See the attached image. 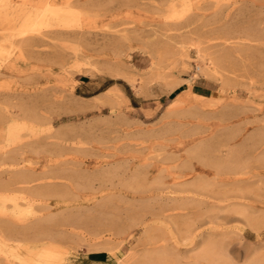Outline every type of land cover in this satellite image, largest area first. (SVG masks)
Wrapping results in <instances>:
<instances>
[{
    "label": "rangeland",
    "instance_id": "1",
    "mask_svg": "<svg viewBox=\"0 0 264 264\" xmlns=\"http://www.w3.org/2000/svg\"><path fill=\"white\" fill-rule=\"evenodd\" d=\"M172 2L173 7L167 9L168 3ZM40 13L43 14L39 17ZM214 45L215 48H212ZM188 90L210 98L209 101L204 100L208 101L204 109H189L193 95ZM182 92L181 98L177 99ZM27 106L32 107L30 111ZM21 108L34 113L36 118L38 115V119L32 118V122L29 117L11 121L5 119L7 113H18ZM0 118V122L5 119L0 125L3 127L0 144L2 141L4 143L0 148L5 147L8 151L35 138L40 140L30 143L34 145L27 147L28 150H23L26 162L33 166L40 164L34 173L41 180L4 189L2 185L9 184L10 180L7 176L0 180V211L4 209L19 216L21 231L27 232L21 235V239L26 242L17 240L20 243H15L33 248L25 253L29 264H90V256L96 252L104 256L101 264H192V258L201 250L202 243L196 238L191 247L189 230L199 220H208L212 216L217 219L210 223L205 221L199 230L208 224L204 230L209 229L206 232L211 234L212 240L219 243L225 240L221 242L225 258H219L218 264H264V226H260L264 223V182L261 184L258 182L259 176H254V173L264 175V0H0ZM43 136L48 138L44 140ZM61 138L65 139L64 142L60 141ZM51 142L56 145H51ZM71 146L78 147V150L73 148V153ZM85 148L93 150L87 151ZM95 155L98 157L95 158ZM63 161L65 167H62ZM224 161L234 163L236 169L234 164L232 166ZM211 162L216 163L215 166ZM110 163L114 165V171L110 170ZM248 163L250 167L246 165L245 170L241 164L245 166ZM47 164L50 165L47 167ZM217 164H221L220 167ZM221 167L224 172L220 170ZM250 168L252 171L249 172ZM82 169L88 174L80 171ZM230 170L233 172L228 174ZM66 171H70V174ZM102 172L107 173L106 176ZM235 172L238 177L234 175ZM34 173H29L31 176L27 173L28 178H35ZM47 173L53 178L72 174L75 178L70 181L71 185L78 189L67 188L66 191L64 185H52L53 189H49L51 185L46 186L42 182V178L49 176ZM38 174L43 177H38ZM204 176L210 183L203 179ZM249 176L253 178L252 181ZM242 177H249L251 182L248 181V185L240 182L235 185L232 181L233 185L229 183V187L228 183L218 181ZM78 179L83 181L79 182ZM198 179L203 180L200 182ZM102 180L104 184L101 186ZM253 180L258 186L251 187ZM203 181L207 184H201ZM73 183L78 184L75 186ZM79 183L88 184V187L84 186L85 191ZM160 183L162 186L158 187ZM199 184L204 187H199ZM208 184L215 190L207 189L210 188V185L205 186ZM43 185L47 193H43V190L36 193L35 190ZM217 185H221L220 188L225 185L226 188L222 189L227 192L223 193ZM31 186L34 193L29 190ZM96 186L98 190H95ZM177 186L185 192L182 193ZM196 186L204 189L195 190L198 189ZM156 187L162 188L160 192L156 191ZM236 188L240 193L247 190L248 196L236 193ZM217 190L221 191V196L222 193L228 194L221 198ZM212 192L213 196H210ZM82 193L94 197L78 210L76 203L80 200L77 194ZM214 194L224 200L216 197L217 204L213 199ZM28 197L30 201L25 204L24 200ZM181 198L188 200V203ZM189 199L196 200V205L200 201L207 205L199 204L200 208L193 201V204L190 203ZM56 202L62 204L60 208L46 207ZM94 205L97 207L94 208ZM240 206L244 208L243 211ZM210 208L215 209L207 212ZM205 211L210 214L204 215ZM247 211L252 213L251 217ZM211 212L214 213L211 215ZM238 212L239 216H243L237 217ZM198 213L199 216L196 215ZM224 213L230 215L227 220L223 219L225 223L220 219L227 218ZM46 214L49 216L46 217ZM200 214L206 217L203 219ZM80 215L82 220L79 219ZM50 216L55 218L52 217L53 220L49 222ZM75 217H79L82 225ZM37 218H41V221L36 224ZM258 218H261L260 221ZM133 219L137 222L135 225ZM44 221L47 223L44 224ZM214 222L220 226H215ZM257 223H260V228ZM39 225L42 227L39 228ZM56 225L62 226V230ZM70 227L75 230L74 234L67 233ZM30 237L31 240L28 239ZM2 243L0 240V264H5L8 254L4 258ZM173 247L182 251L175 255L177 252L172 250ZM178 255L182 258L180 263H177ZM198 263L205 264L203 261L195 264Z\"/></svg>",
    "mask_w": 264,
    "mask_h": 264
},
{
    "label": "bare ground",
    "instance_id": "2",
    "mask_svg": "<svg viewBox=\"0 0 264 264\" xmlns=\"http://www.w3.org/2000/svg\"><path fill=\"white\" fill-rule=\"evenodd\" d=\"M179 1H182V0H179ZM52 2V1H51ZM74 4V3H73ZM77 4V3H76ZM173 2L172 3H168V5H167V9L169 8H171V7H173ZM47 5H49V4H47ZM77 5H79V4H77ZM71 6V5H70ZM76 6V5H75ZM71 8V7H70ZM70 8H68V9H70ZM67 9V8H66ZM35 10H37V9H34V11ZM72 10V9H71ZM240 13H242V12H240ZM37 14V13H36ZM41 15H39V17L40 16H42V14L43 13H40ZM26 15V14H25ZM28 15L30 16V14L28 13ZM242 15H244V14H242ZM28 16V17H29ZM59 16V15H58ZM24 18V17H23ZM26 18H27V15H26ZM36 18H37V16H36ZM24 20V19H23ZM38 20V19H37ZM65 20V19H64ZM26 21H28V20H26ZM25 21V22H26ZM60 21V20H59ZM30 22V21H29ZM67 22V21H66ZM36 23V22H35ZM31 25V24H30ZM34 26V25H33ZM175 26V25H174ZM28 27H29V25H28ZM31 28H32V26H31ZM229 29V28H228ZM231 29V28H230ZM236 30V29H235ZM228 31V30H227ZM229 32V31H228ZM227 32V33H228ZM232 32V31H231ZM217 33V32H216ZM214 36V35H213ZM215 37V36H214ZM212 38V37H211ZM217 39V38H216ZM22 40H25V39H22ZM32 41V40H31ZM33 42V41H32ZM38 42V41H37ZM35 43V42H34ZM235 43V42H234ZM211 46H213V45H211ZM215 46L216 45H214V47H212V48H215ZM217 46L219 47V49L221 48L218 44H217ZM222 46V45H221ZM255 47V46H254ZM209 48H211V47H209ZM208 48V49H209ZM211 48V49H212ZM226 49V48H225ZM222 50V49H221ZM211 51V50H210ZM214 51V49H212V52ZM223 51V50H222ZM222 51H221V53H222ZM225 52H226V50H225ZM223 53H224V51H223ZM214 54V53H213ZM216 54V53H215ZM224 57V56H223ZM226 57V56H225ZM228 58V57H227ZM208 59H210V58H208ZM215 59V58H214ZM213 59V60H214ZM211 60V59H210ZM210 62V61H209ZM214 62H215V60H214ZM211 63H212V61H211ZM211 63H209V64H211ZM28 92V91H27ZM188 92H190L192 95H193V98H192V101L189 103V109L190 108H194V110L196 111V110H199L200 108H203V107H205L207 104H205V102L207 103L209 100H210V98L209 97H204V96H202V95H199V94H196V93H194V92H192L191 90H188ZM183 95V92L182 93H180V94H178L177 95V99H180L181 98V96ZM15 99V98H14ZM194 99H196V100H194ZM39 100V99H38ZM204 100H208V101H204ZM33 102H35V101H33ZM37 102V101H36ZM42 102V101H41ZM33 104V103H32ZM41 104V103H40ZM228 105V104H227ZM231 105V104H230ZM32 106V105H31ZM191 106V107H190ZM225 106V105H224ZM223 106V107H224ZM13 107V106H12ZM15 107V106H14ZM28 108H29V111H30V109L32 108V107H30V106H27ZM26 107V108H27ZM40 106H38L37 108H39ZM210 107V106H209ZM208 107V108H209ZM232 107H233V105H232ZM247 107V106H246ZM41 108H43V107H41ZM213 108V107H212ZM233 108H235V107H233ZM237 108V107H236ZM34 109V108H33ZM32 109V110H33ZM204 109V108H203ZM211 109V108H210ZM241 109V108H240ZM24 110H25V108H24ZM27 110V109H26ZM206 110H208V109H206ZM34 111V110H33ZM199 112V111H198ZM5 113V112H4ZM3 113V114H4ZM29 113V114H28ZM40 113V112H39ZM43 113V112H42ZM200 113V112H199ZM202 113V112H201ZM214 113V112H213ZM234 113V112H233ZM33 114L34 113H32V112H26V111H23L22 110V108H21V110L19 109V112L17 113H13V112H11L10 114H8L7 113V115H6V118L5 119H7V120H15L16 118H19V117H21L22 119H23V117H26V119H27V117H29V118H31V122L33 121L32 120V118H36V117H34L33 116ZM206 114V113H205ZM209 114H211V113H209ZM208 114V115H209ZM232 114V113H231ZM231 114H229V115H231ZM235 114H236V112H235ZM234 114V115H235ZM238 114V113H237ZM5 115V114H4ZM4 115H2L3 117H5ZM40 115V114H39ZM204 115V114H203ZM212 115V114H211ZM241 115H242V113H241ZM41 116H43V115H41ZM46 116V115H45ZM205 116H207V114L205 115ZM210 116V115H209ZM233 116V115H232ZM231 116V117H232ZM3 117H1V118H3ZM228 118L230 117V116H227ZM237 117V116H236ZM0 118V119H1ZM20 118V119H21ZM48 118H49V116H48ZM233 118V117H232ZM234 118H235V116H234ZM5 119H2L3 121L2 122H0L1 124L0 125H2V123L3 122H5ZM26 119L24 120V121H26ZM38 119V115H37V118H36V120ZM41 119V118H40ZM39 119V122L41 121L42 122V120H40ZM42 119H45V118H42ZM229 119H231V118H229ZM17 120V119H16ZM232 120V119H231ZM29 121V120H28ZM35 121V120H34ZM50 121H52V120H50ZM9 122V121H8ZM7 122V123H8ZM44 122H46V121H44ZM49 122V120L47 121V123ZM25 123V122H24ZM28 123V122H27ZM34 123H37L38 124V122H34ZM46 123V124H47ZM14 124H16V123H14ZM13 124V125H14ZM36 124V125H37ZM8 125H11V124H8ZM12 125V126H13ZM6 126V125H5ZM15 126V125H14ZM13 126V127H14ZM39 126V125H38ZM11 126H9V128H8V126H7V128L8 129H11V130H13L12 128H10ZM24 127H26V126H24ZM38 128V127H37ZM25 129H27V128H25ZM33 129H35V128H33ZM2 130H3V127L2 126H0V132H2ZM15 130V129H14ZM28 130H31V129H28ZM37 130V129H36ZM60 130V129H59ZM69 130V129H68ZM8 131V130H7ZM6 131V132H7ZM63 131V130H62ZM76 131V130H75ZM78 131V133H79V130H77ZM85 131V130H84ZM4 132V131H3ZM17 132V131H16ZM16 132H14V134L16 133ZM32 132V131H31ZM34 132V131H33ZM38 132V131H37ZM56 132V131H55ZM61 132V131H60ZM64 132H67V131H64ZM71 132H74L73 130L71 131ZM11 134H13L12 132H10ZM27 133H28V131H27ZM49 133V132H48ZM47 133V134H48ZM63 133V132H62ZM68 133H69V131H68ZM67 133V134H68ZM75 133V132H74ZM10 134V135H11ZM20 134V133H19ZM26 134V133H25ZM51 134V133H50ZM50 134L48 135L49 136V139H51L50 138ZM53 134H54V132H53ZM60 134V133H59ZM81 134V133H80ZM17 135H18V133H17ZM64 135H66V134H64ZM63 135V136H64ZM68 135H71L70 137H72V134H68ZM82 135H84V134H82ZM5 136V135H4ZM7 136H9V135H7ZM25 137H26V135H24ZM23 136V137H24ZM48 136H45V137H47L48 138ZM54 136H56V135H54ZM58 136V135H57ZM73 136H75V134L73 135ZM12 137V136H11ZM11 137H9V138H11ZM19 137V136H18ZM44 137V136H43ZM44 137V140L45 139H47V138H45ZM66 137H68V136H66ZM86 137V136H85ZM84 137V138H85ZM90 137V136H89ZM88 137V138H89ZM20 138H21V136H20ZM31 138H32V136H31ZM33 138H34V136H33ZM32 138V139H33ZM55 138V137H54ZM53 138V139H54ZM57 138V137H56ZM55 138V139H56ZM59 138H60V136H59ZM65 138V137H64ZM69 138V137H68ZM74 138V137H73ZM83 138V137H82ZM92 138V137H91ZM8 139V138H7ZM29 138H27V140H28ZM38 139V138H37ZM36 138H35V140L33 141H30V143H34V142H36V141H40V140H37ZM76 139V138H75ZM78 139V138H77ZM87 139V138H86ZM12 140V139H11ZM21 140V139H20ZM31 140V139H30ZM41 140H42V138H41ZM59 140V139H58ZM63 140V141H62ZM64 140L65 139H62L61 138V140L60 141H62V142H64ZM71 140H72V138H71ZM8 141H10V140H8ZM47 141V140H46ZM53 141V140H52ZM67 141V140H66ZM70 141V140H69ZM74 140H72V142H73ZM78 141V140H77ZM81 141V140H80ZM4 142H6V141H4ZM41 142H44V141H41ZM49 142V141H48ZM58 142V141H57ZM71 142V143H72ZM27 144H20V145H22V146H18L17 148H13V149H11V150H5V147H1L0 148V180H2V179H4L5 178V176H7L8 178H9V180H10V182H9V184H4V185H2L3 187V189H4V187H10L11 185H15V184H24V185H28V184H31L32 182H34V181H36V180H41V178H37L36 177V175H35V173L34 172H37L38 171V169H39V165L40 164H38V165H35V166H33V165H31L30 163H28V162H26V155H25V152H24V150L23 149H25L26 148V150H28L27 149V147H30L31 146V144L29 143V142H26ZM55 143V142H54ZM54 143H52L51 142V145L53 144V145H56V143L54 144ZM74 143V142H73ZM2 144H4L3 143V141H2V143L0 144V145H2ZM17 144H18V142H17ZM44 144V143H43ZM48 144V143H47ZM46 144V145H47ZM58 144V143H57ZM59 144H60V142H59ZM67 144V143H66ZM84 144V143H83ZM34 145V144H33ZM32 145V146H33ZM48 145H50V144H48ZM47 145V146H48ZM63 145H64V143H63ZM72 145V144H71ZM98 145V144H97ZM31 146V147H32ZM39 146V145H38ZM81 147H82V145H80ZM86 146V145H85ZM99 147H100V145H98ZM40 147H41V145H40ZM39 147V148H40ZM43 147H44V145H43ZM52 148H54V146H51ZM56 147V146H55ZM81 147H79V149L81 148ZM35 148V147H34ZM45 148V147H44ZM44 148H42V149H44ZM50 148V147H49ZM48 147L46 148V149H49ZM52 148H50V150L52 149ZM62 148V147H61ZM63 148H64V146H63ZM66 148V147H65ZM71 150H72V152L73 151H75V150H73V146H71ZM77 148V150H78V147H76ZM76 148H74V149H76ZM83 149H84V147H82ZM89 148V147H88ZM30 149V148H29ZM36 149V148H35ZM37 149H38V147H37ZM41 149V148H40ZM39 149V150H40ZM55 149V148H54ZM68 149V148H67ZM66 149V151H68ZM82 149V152L83 151H85V150H87L86 148H85V150H83ZM31 150V149H30ZM65 150V149H64ZM70 150V149H69ZM76 150V151H77ZM81 150V149H80ZM89 150H91V149H89ZM89 150H87V151H89ZM93 150V149H92ZM91 150V151H92ZM102 150V149H101ZM41 151V150H40ZM49 151V150H48ZM61 151V150H60ZM98 150H96V152H97ZM30 152V151H29ZM36 152H38V151H36ZM46 152H47V150H46ZM56 152H57V149H56ZM62 152V151H61ZM69 152V151H68ZM71 152V151H70ZM69 152V153H70ZM28 153V152H27ZM35 152L33 151V153L32 154H34ZM42 153H43V151H42ZM53 153V152H52ZM65 153V152H64ZM74 153V152H73ZM84 153V152H83ZM90 153V152H89ZM38 154V153H37ZM36 154V155H37ZM43 154H45V153H43ZM49 155H51L52 156V154L51 153H48ZM59 154H60V152H59ZM67 154V153H66ZM78 154V152H76V155ZM95 154V153H94ZM97 154V153H96ZM35 155V154H34ZM54 155V154H53ZM62 155H63V152H62ZM83 155H85V154H82V155H78V156H83ZM88 155H90V154H88ZM59 156H61V155H59ZM66 156V155H65ZM86 156V155H85ZM67 157V156H66ZM69 157H71L70 155H69ZM68 157V158H69ZM73 157V156H72ZM87 157V156H86ZM89 157V156H88ZM91 157H94V156H91ZM96 157H98V156H96L95 155V158ZM61 158V157H60ZM65 158V157H64ZM67 159V158H66ZM54 160V159H53ZM57 160H58V157H57ZM62 160H65V159H62ZM61 160V161H62ZM84 160V159H83ZM240 160V159H239ZM66 161V160H65ZM70 161V163H71V160H68V162ZM98 161V160H97ZM232 161H234L233 159H232ZM241 161H244L243 159L241 160ZM247 161V160H246ZM245 161V163H247ZM250 161V160H249ZM248 161V162H249ZM55 162V161H54ZM76 162H79V161H76ZM225 162V161H224ZM231 162V161H230ZM238 162H240V161H238ZM34 163H36V162H34ZM40 163V162H39ZM59 163H61V162H59ZM66 163V162H65ZM82 163V162H81ZM116 163V162H115ZM114 163V164H115ZM218 163V162H217ZM225 163H229V162H225ZM235 163H236V161H235ZM251 163V162H250ZM250 163H248V164H245V166H244V164H241V165H243L242 167H247L246 165H248L249 167H250ZM33 164V163H32ZM50 164H52V163H50ZM50 164H47V167L50 165ZM61 164H63V166L62 167H65L64 166V161H63V163H61ZM66 164H68V163H66ZM73 164H75V163H73ZM73 164H71L72 165V167L73 166H75V165H73ZM83 164V163H82ZM103 164V163H102ZM106 164V163H105ZM111 164V163H110ZM211 164H212V162H211ZM216 164V163H215ZM215 164H212V166L214 165L215 166ZM223 164V163H222ZM230 164V163H229ZM234 164V163H233ZM233 164H230V165H232L233 166ZM252 164H255L254 162H252ZM258 164H260L259 163V161H258ZM257 164V165H258ZM56 165V164H55ZM84 165V164H83ZM82 165V166H83ZM106 165H108V164H106ZM208 165H210V163L208 164ZM220 165L221 164H217L216 166L217 167H220ZM225 165V164H224ZM79 166H81V165H79ZM110 166V165H109ZM111 169L110 170H113L114 171V168H113V166L114 165H112L111 164ZM226 166V165H225ZM232 166H229V167H232ZM236 166H237V164H236ZM238 166H239V164H238ZM237 166V167H238ZM259 166V165H258ZM257 166V167H258ZM262 165H260V167H261ZM51 167V166H50ZM53 167V166H52ZM95 167V166H94ZM100 167H102V166H100ZM223 167V166H222ZM221 167V168H222ZM234 167H235V164H234ZM234 167H232V168H234ZM240 167V166H239ZM255 168H256V166H254ZM46 168V167H45ZM53 168H55V167H53ZM56 168H58L57 166H56ZM77 168V167H76ZM76 168H74V170L76 169ZM80 168V167H79ZM82 168V167H81ZM105 168H107V167H105ZM109 168V167H108ZM113 168V169H112ZM220 168V170L222 171L223 170V168L221 169ZM225 169H226V167H224ZM243 168V169H244ZM253 168V167H252ZM42 169H44V167L42 168ZM50 169H52V168H50ZM63 169V168H62ZM66 169H67V167H66ZM65 169V170H66ZM69 169V168H68ZM84 169H88L87 167H84ZM103 169V168H102ZM228 169V168H227ZM235 169H236V167H235ZM238 169V168H237ZM249 169V168H248ZM56 170V169H55ZM100 170V169H99ZM109 170V169H108ZM234 170V169H233ZM245 170H246V168H245ZM253 170H255V169H253ZM49 171V170H48ZM61 171H63V170H61ZM68 171V170H67ZM67 171H66V173H67ZM80 171H83V169L82 170H80ZM80 171H78V172H80ZM89 171V170H88ZM97 171V170H96ZM101 171V170H100ZM237 171V170H236ZM239 171H241L240 169H239ZM243 171V170H242ZM241 171V172H242ZM250 171H252L251 170V168H250V170H249V172ZM44 172H45V170H44ZM44 172H40L41 174H43V175H45V173ZM46 172H47V170H46ZM49 172H53L52 170L51 171H49ZM63 172H65V171H63ZM77 172V171H76ZM84 173H85V170L83 171ZM87 172V171H86ZM92 172V171H91ZM108 172V171H107ZM112 172V171H111ZM110 172V173H111ZM222 172H224V171H222ZM233 171H231L230 170V172L228 171L227 173L229 174H231ZM245 172V171H244ZM27 173L29 174H33L34 173V175H35V178H32L31 179V175L29 176V178H28V176H27ZM65 173V174H66ZM71 173H73L72 171H71ZM95 173L96 172H94V176H95ZM103 174H104V172H102ZM113 173V172H112ZM226 173V172H225ZM224 173V174H225ZM248 173V172H247ZM41 174H38V177H43V176H39V175H41ZM49 176H46V178H42V182H43V184H47L46 186H49V185H51L50 187H52V185L54 186V185H59V186H61V185H64L65 187H66V189L67 188H73L72 187V181L71 180H73L75 177L73 176L72 177V174H71V176H69V175H67V176H54L53 174V176H54V178L53 177H51V174H49V173H47ZM58 174V173H57ZM64 174V173H63ZM67 174H70V171L67 173ZM75 173H73V175H74ZM85 174H88V173H85ZM101 174V173H100ZM107 174V173H106ZM106 174H104L105 176H106ZM221 174H223V173H221ZM236 174V172L234 173V175ZM60 175H61V173H60ZM83 175V174H82ZM92 175V174H91ZM91 175H89L90 177H92ZM104 175H101V176H104ZM217 175V174H216ZM219 175V174H218ZM225 175H227V174H225ZM76 176V175H75ZM77 176H78V174H77ZM88 176V177H89ZM100 176V177H101ZM199 176V175H198ZM202 176V175H201ZM227 176H229V175H227ZM236 176H237V174H236ZM239 176H240V173H239ZM254 176H259V178H260V180L258 179V182L260 181L261 182V184H262V182H264V175H261V174H257V173H254ZM6 177V178H7ZM98 177V176H97ZM200 177V176H199ZM223 177V176H222ZM238 177V176H237ZM244 177V176H243ZM235 178V179H230V178H228V179H218V181L219 182H222V183H230V184H232L233 185V183H231L232 181L233 182H235V185H237V183H241V184H246L247 183V185H248V183H250L251 181H252V179L253 178H251L250 176V178H251V181L250 180H248V178ZM78 178V177H77ZM80 178H81V176H80ZM197 178V177H196ZM206 178V176H204V178L203 179H205ZM216 178V177H215ZM214 178V179H215ZM217 178H218V176H217ZM256 178V177H255ZM254 178V179H255ZM83 179V178H82ZM87 179V178H86ZM95 179V178H94ZM102 179H104L103 177H102ZM203 179H198V180H200V182L203 180ZM208 179V178H207ZM77 180V179H76ZM88 180V179H87ZM87 180H85V181H87ZM90 180H92L91 178H90ZM95 180H97V178L95 179ZM94 180V181H95ZM105 180V179H104ZM104 180H102V182L104 181ZM107 180V179H106ZM110 180V179H109ZM212 180V179H211ZM5 181H6V179H5ZM66 181H68V182H66ZM71 181V182H70ZM75 181V180H74ZM78 181H79V179H78ZM80 181H83V180H80ZM79 181V182H80ZM84 181V182H85ZM93 181V180H92ZM91 181V182H92ZM99 181V180H98ZM100 181H101V178H100ZM108 181V180H107ZM111 181V180H110ZM162 181V180H161ZM194 181V180H193ZM192 181V183H194V182H196V184H197V181H194L193 182ZM205 181L206 182H208L206 179H205ZM205 181H203L201 184H207V183H204ZM248 181H250V182H248ZM77 182V181H76ZM109 182V181H108ZM199 182V181H198ZM0 183H1V181H0ZM88 183V182H87ZM87 183H85V184H87ZM97 183V182H96ZM157 183V182H156ZM183 183H185V184H187L188 182H183ZM208 183H210V181L208 182ZM213 183V182H212ZM211 183V185L213 186V184ZM253 184H251V187H252V185H257V183L255 184V182H254V180H253V182H252ZM3 184V183H2ZM38 184H39V182H38ZM38 184H36V185H38ZM78 183H73V185H77ZM80 185H81V183H79ZM88 184H90V181H89V183ZM88 184L87 185H81L82 187H88ZM98 184V183H97ZM101 184V183H100ZM104 184V182L101 184V186ZM107 184V183H106ZM112 184V183H111ZM185 184H184V186H185ZM196 184H193L194 186L196 185ZM201 184H199L200 186L199 187H201V186H203V185H201ZM230 184H229V187H230ZM34 185V184H33ZM42 185V184H41ZM92 185H94L93 183H92ZM99 185V184H98ZM109 185V184H108ZM160 185V186H159ZM159 185H157L158 187H161L162 186V184L160 183ZM179 185H181V184H179ZM183 185V184H182ZM181 185V186H182ZM188 185H189V183H188ZM188 185H186V190L190 193V190H188L187 189V186ZM198 185V184H197ZM210 184H208V185H205L206 187L207 186H209ZM210 185V188L212 187ZM216 185V184H215ZM225 185H227V184H225ZM225 185H222V187L220 188V186L219 185H217V186H219V189H222ZM234 185V186H235ZM250 185V184H249ZM63 186V189L65 188ZM79 186V185H78ZM156 186V185H155ZM172 186V185H171ZM184 186H182V187H184ZM233 186V187H234ZM258 186V185H257ZM34 187H36L35 185H34ZM38 187V186H37ZM36 187V188H37ZM41 187V186H40ZM38 188V190H35L36 191V193H40V191L42 192V190H43V193L44 192H46L47 193V191H44L45 189H46V187H44V185H43V187H41V188ZM49 187V189H53V187L52 188H50ZM85 187H84V190L83 191H85L86 189H85ZM90 187H91V185H90ZM89 187V188H90ZM104 187H107V185L106 186H104ZM103 187V188H104ZM170 187V186H169ZM176 187V186H175ZM182 187H180L181 189H182ZM189 187V186H188ZM197 187V186H196ZM204 187V186H203ZM205 187V188H206ZM214 187H216V186H214ZM233 187H232V189H233ZM240 186H238V188H239ZM260 187V186H259ZM258 187V193H259V188ZM23 188V187H22ZM26 188V187H25ZM29 188V187H28ZM33 186H31L30 188H29V190L31 189L32 191H33ZM43 188V189H42ZM61 188V187H60ZM75 188V187H74ZM73 188V189H74ZM79 188H81L80 186H79ZM99 188H100V185H99ZM98 188V189H99ZM102 188V189H103ZM153 188H155V187H153ZM164 188V187H163ZM171 188V187H170ZM178 186H177V189H180ZM191 189L193 188L192 186L190 187ZM198 188V187H197ZM207 188V189H209V190H215V188ZM217 188V187H216ZM224 188H226V187H224ZM223 188V189H224ZM235 188V187H234ZM238 188H236L237 189V192L236 191H234V190H232V193L233 192H236V193H238V194H240V195H242V194H247V190L246 191H244V193H240V192H238ZM242 189H244L243 188V186L241 187ZM246 188V187H245ZM253 188H255L254 186H253ZM2 189V190H3ZM12 189V188H11ZM20 189H21V187H20ZM35 189V188H34ZM63 189H62V191H63ZM76 190L78 189V188H75ZM82 189V188H81ZM90 189H93V188H90ZM97 189V186H96V188H95V190ZM97 189V190H98ZM101 189V188H100ZM159 189H162V188H157L156 187V191H158ZM174 189H176V188H174ZM180 189V190H181ZM195 190H200V189H204V188H198V189H196V188H194ZM206 189V190H207ZM223 189H222V191H223ZM240 189V188H239ZM256 189H257V187H256ZM6 190V189H5ZM23 190H24V188H23ZM29 190H27L26 189V191H28L29 192ZM47 190V189H46ZM65 190V189H64ZM180 190H178L179 192H180ZM226 190H228V189H226ZM251 190H253V189H251ZM7 191V190H6ZM9 191H10V189H9ZM38 191V192H37ZM55 191H57L56 189H55ZM59 191V190H58ZM57 191V192H58ZM62 191H61V193H62ZM66 191H68V189L66 190ZM74 191V190H73ZM80 191H82V190H80ZM82 191V192H83ZM168 191H170V190H168ZM218 191V190H217ZM231 191V190H230ZM240 191H241V189H240ZM11 192V191H10ZM51 192V191H50ZM49 192V193H50ZM57 192H55V193H57ZM75 192V191H74ZM79 192V191H78ZM159 192H160V190H159ZM181 192H182V190H181ZM183 192H185V191H183ZM182 192V193H183ZM197 192V191H196ZM196 192H192L193 194H195ZM199 192H201V191H199ZM219 192V191H218ZM221 192V191H220ZM218 193L219 195V197H223L224 196V198H225V195H227L228 193H226V194H224L223 195V193L224 192H227V191H223V193H222V196H221V193ZM229 192V191H228ZM248 192H249V190H248ZM33 193H34V191H33ZM48 193V194H49ZM58 193H60V192H58ZM187 193V192H186ZM198 193V192H197ZM202 193H205L204 191L202 192ZM209 193V192H208ZM211 193V192H210ZM209 193V194H210ZM217 193V192H216ZM236 193H233V194H235V195H237ZM257 193V192H256ZM257 193V194H258ZM32 194V193H31ZM51 194H53L52 192H51ZM154 194V193H153ZM199 195L201 194V193H198ZM198 194H197V196H198ZM229 194H231V192L229 193ZM32 195H34V194H32ZM41 195H42V193H41ZM54 195V194H53ZM56 195V194H55ZM58 195V194H57ZM64 194H62V196H63ZM102 195V194H101ZM151 195V194H150ZM155 195V194H154ZM203 195V194H202ZM207 195V194H206ZM205 195V196H206ZM215 195H217V194H214V202H216L215 201V198L217 197L218 199H219V197L218 196H215ZM234 195V196H235ZM250 195V194H249ZM37 196V195H36ZM49 196H51L50 194H49ZM78 196V197H77ZM77 198H79V200H80V202L77 200V203H76V207H78V210H79V207H82L83 206V208H84V206H86L87 205V202L88 201H90V200H92L93 199V195L92 194H84V193H82V194H77ZM156 196V195H155ZM159 196V195H158ZM184 196V195H183ZM186 197H187V195H185ZM210 196H213V192H212V194L210 195ZM232 196V195H231ZM247 196H248V194H247ZM254 196V195H253ZM252 196V197H253ZM257 196V195H256ZM260 196H262V194L261 195H259L258 197H260ZM37 197H40V196H37ZM57 197V196H56ZM157 197V196H156ZM188 197H189V195H188ZM203 197V196H202ZM208 197V196H207ZM51 198H53L52 196H51ZM160 198V197H159ZM179 198V197H178ZM191 199H193L192 197H190ZM195 198V197H194ZM204 198V197H203ZM211 198V197H210ZM217 198H216V200H217ZM220 198V199H221ZM224 198L223 199H221V200H224ZM227 198H228V196H227ZM256 198V197H255ZM262 198H264V196H262ZM32 199V198H31ZM39 199H41V198H39ZM101 199V198H100ZM103 199V198H102ZM172 200H173V198H171ZM177 199V198H176ZM176 199H174V200H176ZM182 200H184L183 198H181ZM188 199V198H187ZM197 199V198H196ZM200 199V198H199ZM209 199V198H208ZM213 199H210V200H212L213 201ZM219 199V200H220ZM235 199V198H234ZM16 200H17V198H16ZM198 200V199H197ZM203 200V199H202ZM204 200H205V198H204ZM203 200V201H204ZM232 200V199H231ZM255 200V199H254ZM257 200H258V198H257ZM18 201V200H17ZM29 197L27 198V199H25L24 200V203L26 202L27 204L29 203ZM181 201V200H180ZM185 201H186V199H185ZM188 201V200H187ZM186 201V202H187ZM191 201H193V200H191ZM190 201V199H189V202L190 203H192ZM207 201V200H206ZM209 201V200H208ZM235 201V203H236V200H234ZM233 201V202H234ZM35 202V201H34ZM65 202V201H64ZM85 202V203H84ZM91 202V201H90ZM98 202V201H97ZM186 202H184V203H186ZM194 202V205H196L195 203L197 202L196 200H194L193 201ZM201 202V201H200ZM200 202H198L199 204H201L202 206H203V204H206V202L205 203H200ZM218 202V201H217ZM216 202V203H217ZM227 202V201H226ZM230 202H232V201H230ZM229 202V203H230ZM232 202V203H233ZM240 202V201H239ZM246 202V201H245ZM244 202V203H245ZM25 203V204H26ZM42 203V202H41ZM75 203V202H74ZM99 203H100V201H99ZM103 203H104V201H103ZM107 203V202H106ZM188 203V202H187ZM222 203V201L220 202V204ZM228 203V202H227ZM23 204V203H22ZM33 204V203H32ZM53 204V205H52ZM52 204H49V205H47L46 207H51V208H53V209H55V208H60V206L62 205V204H59V202H56V203H52ZM67 204V203H66ZM97 204V203H96ZM193 204V203H192ZM199 204H197L196 206L198 207V205ZM218 204V203H217ZM220 204H219V208H220ZM231 204V203H230ZM17 205V204H16ZM101 205H102V203H101ZM207 205V204H206ZM222 205V204H221ZM224 205H226V204H223V206ZM233 205V204H232ZM239 205V204H238ZM243 205V204H242ZM100 206V205H99ZM228 206V205H227ZM95 207H97V206H95L94 205V208ZM192 207H193V205H192ZM195 207V206H194ZM199 207H200V205H199ZM210 207V206H209ZM209 207H207V208H209ZM241 207V206H240ZM247 207H248V205H247ZM20 208V207H19ZM50 208V209H51ZM75 208V207H74ZM73 208V209H74ZM201 208V207H200ZM225 208V207H224ZM233 208H235V206L233 207ZM49 209V208H48ZM77 209V208H76ZM82 209V208H81ZM88 209V208H87ZM89 209H91V208H89ZM88 209V210H89ZM191 209V208H190ZM205 209V208H204ZM214 209L215 208H210L209 210L207 209V212H209L210 210H212V211H214ZM228 209H230V206H229V208ZM231 209H232V207H231ZM241 210L242 209H244V208H240ZM44 210H45V208H44ZM46 210H47V208H46ZM88 210H84V211H86V212H88ZM97 210V209H96ZM225 209H223V211H224ZM236 210H238V208L236 207ZM77 211V210H76ZM106 211H108V210H106ZM218 211H220V210H218ZM218 211H216V212H218ZM239 211V210H238ZM243 211V210H242ZM242 211H240L241 213H243ZM246 211V210H245ZM244 211V212H245ZM46 212V211H45ZM77 212H79V211H77ZM77 212H75L76 214H77ZM85 212V213H86ZM103 212V211H102ZM206 212V211H205ZM204 212V213H205ZM207 212L204 214V215H208V214H210V213H208L207 214ZM215 212V213H216ZM222 212V211H221ZM221 212H219V213H217V214H219V215H222V213ZM234 212H236L235 211V209H234ZM233 212V210H232V213L234 214V216H235V213ZM256 212V211H255ZM255 212H254V214H255ZM260 212V211H259ZM74 213V214H75ZM101 213V212H100ZM212 213H214V212H211V215H212ZM226 214H227V212H225ZM224 213V214H225ZM247 213H248V211H247ZM251 213V212H250ZM250 213H248L249 215H250V217L252 216V213L250 214ZM262 213V212H261ZM39 214V213H38ZM50 214V213H49ZM54 214V213H53ZM56 214V213H55ZM83 214H84V212H83ZM89 214H90V212H89ZM89 214H87V215H89ZM99 214V213H98ZM111 214V213H110ZM225 214V215H226ZM239 214V212L237 213V215ZM245 214H246V212H245ZM50 215H52V214H50ZM69 215V214H68ZM73 215V214H72ZM106 215V214H105ZM105 215H103V216H105ZM115 215V214H114ZM117 215V214H116ZM120 215V214H119ZM118 215V216H119ZM184 215H186V213L184 214ZM197 216H199V213L198 214H196ZM242 215V214H241ZM243 215H244V213H243ZM242 215V216H243ZM247 215V214H246ZM246 215H244V216H246ZM262 215H264V214H262ZM41 216V215H40ZM49 215H47L46 214V217H48ZM58 216V215H57ZM65 216V215H64ZM64 216H63V218H64ZM74 216V215H73ZM76 216V215H75ZM81 216V215H80ZM84 216V215H83ZM92 216V215H91ZM98 216V215H97ZM121 216V215H120ZM168 216V215H167ZM187 216H188V214H187ZM187 216H186V218H187ZM200 216H203V215H201L200 214ZM206 216H203L202 218L204 219V217H206ZM223 216V215H222ZM227 216V215H226ZM242 216H237V217H242ZM42 217V216H41ZM53 216H50L48 219H49V222L51 221V219L53 220V218H55V217H53ZM95 218H96V216H94ZM99 217V216H98ZM112 216H110V218H111ZM115 217H117V216H115ZM131 217V216H130ZM171 217V219H172V216H169V218ZM174 217H175V215H174ZM178 217H181V216H179L178 215ZM228 217H230V215L228 214V216H227V218H225V217H220V219H222V221H223V223H225L224 222V220L223 219H225V220H227L228 219ZM248 217V216H247ZM260 217V216H259ZM43 218H45V217H43ZM42 218V219H43ZM62 218V219H63ZM74 218V217H73ZM79 218V217H78ZM77 218V219H78ZM86 218V217H85ZM93 218V217H92ZM101 218V217H100ZM113 218V217H112ZM132 218V217H131ZM136 218V217H135ZM139 218V217H138ZM177 218V216L175 217V219ZM185 218V219H186ZM189 218V217H188ZM216 218V216L215 217H208V220H199L198 221V223L196 224V225H194L193 226V229L190 227V226H188L187 224V226L189 227V228H191V230H189V233H188V237H189V240L188 241H190V245H191V247L194 245V241H195V239L196 238H198V239H200V241H201V243L203 244H201V250L192 258L193 259V263L192 264H195L197 261L199 262V261H203V262H205V264H218L217 263V260L219 261V258H221V259H224L225 258V254H224V247H223V245L221 244V242L222 243H224L225 242V240L224 241H221L220 243L218 242V241H214V240H212L211 239V234H209L208 232H206V231H208V230H204L205 228H207V225H206V227L205 228H203V230H199V228L201 227V226H203L204 225V223H206V222H208V223H210V222H212V220H214ZM254 218V221H255V217H253ZM262 218V217H261ZM260 218V219H261ZM47 218H45V220H46ZM60 219V218H59ZM65 219V218H64ZM69 219V218H68ZM71 219H72V217H71ZM75 219H76V217H75ZM75 219H74V221H75ZM77 219H76V221H77ZM80 220H82V216H81V218H79ZM79 219H78V221L77 222H79ZM88 219V218H87ZM97 220L99 219V218H96ZM143 219H145V218H143ZM181 220L183 219V218H180ZM184 219V220H185ZM194 219H196L197 220V218H195V216H194ZM217 219V218H216ZM215 219V220H216ZM259 219V218H258ZM260 219H259V221H260ZM20 218H19V216L18 215H16L15 213H12V212H7L6 210H2V211H0V240H1V242H3L4 243V248H5V257L4 258H6V254H8V256H7V258L5 259V264H29V258L26 256V254L25 253H27L26 251H32L33 250V248H31L30 249V247H26V246H24V247H21V245H19V244H17V243H20V242H17V240H21V241H23L24 243L26 242L25 240H23V239H21V235H23V234H27V232L25 233V232H23V231H21L22 230V226H21V224H20ZM115 220H117V219H115ZM130 220H132V219H130ZM137 220H139V219H137ZM189 220V219H188ZM245 220H246V217H245ZM251 220V219H250ZM35 221H37L36 222V224L38 223V221H41V218H37V219H35ZM54 221H55V219H54ZM57 221V220H56ZM68 221V220H67ZM70 221V220H69ZM85 221V220H84ZM94 221H96V220H94ZM102 221H103V219H102ZM133 221H135V219H133ZM206 221V222H205ZM218 221V220H217ZM216 221V223H220V221H218L217 222ZM243 221V220H242ZM256 221H257V219H256ZM45 222L47 223V221H44V224H45ZM90 222V219H89V221H88V223ZM92 222V221H91ZM112 222V221H111ZM125 222V221H124ZM129 222V221H128ZM190 222V221H189ZM197 222V221H196ZM246 222H247V220H246ZM249 222V221H248ZM251 222H252V220H251ZM262 222H264V219H262ZM261 222V223H262ZM62 223H63V220H62ZM71 223H74V222H71ZM71 223H69V224H71ZM83 223V222H82ZM82 223L80 224V222H79V224L80 225H82ZM98 223H99V221H98ZM106 223V222H105ZM108 223V222H107ZM120 223V222H119ZM133 224L134 223H137L136 221L135 222H132ZM253 223V222H252ZM54 224V223H53ZM58 224V223H57ZM68 224V225H69ZM75 224V223H74ZM73 224V225H74ZM85 225H86V223H84ZM91 224V223H90ZM93 224V223H92ZM104 224V223H103ZM113 224V223H112ZM121 224V223H120ZM120 224H119V226H120ZM126 224H128V223H125V225ZM130 224H131V222H130ZM140 224V223H139ZM192 224V223H191ZM259 224L260 223H257V227H259ZM35 225V224H34ZM33 225V226H34ZM55 225V224H54ZM64 225H66L67 227H68V225L67 224H64ZM105 225V224H104ZM135 225V224H134ZM145 225V224H144ZM186 225H184V226H186ZM189 225H190V223H189ZM213 225V224H212ZM214 225L216 226L217 225V227H219L218 226V224H215V222H214ZM213 225V226H214ZM250 225H251V223H250ZM58 225H56V227H57ZM77 226H79V225H77ZM76 226V227H77ZM88 226V225H87ZM214 226V227H215ZM222 226V225H221ZM247 226V225H246ZM249 226V225H248ZM251 226H255V224L254 225H251ZM260 226H264V223H262ZM30 227H32V226H30ZM30 227H29V229H30ZM38 227V226H37ZM40 227H42V225L40 226L39 225V228ZM44 227V226H43ZM83 227V226H82ZM109 227V226H108ZM115 227V226H114ZM130 227V226H129ZM250 227V226H249ZM57 228H60V227H57ZM61 228H62V226H61ZM60 228V229H61ZM79 228H80V226H79ZM110 228V227H109ZM132 228V227H131ZM184 228H187V227H184ZM183 228V229H184ZM213 228V227H212ZM254 229H255V227H253ZM260 228V227H259ZM24 229V228H23ZM37 229V228H36ZM74 229H75V226H74ZM74 229H72L71 230V227H70V229H69V231L67 232V233H69V234H74ZM111 229V228H110ZM117 229V228H116ZM123 229V228H122ZM127 229H128V227H127ZM188 229V228H187ZM198 229V230H197ZM201 229V228H200ZM217 229V228H216ZM220 229V231H221V228H219ZM252 229V228H251ZM253 229V230H254ZM39 230V229H38ZM62 230V229H61ZM63 230H64V228H63ZM108 230V229H107ZM197 230V231H196ZM210 230H211V232H212V229L210 228ZM215 230V229H214ZM35 231V230H34ZM55 231V230H54ZM123 231L125 232L126 231V229L124 230L123 229ZM241 231V230H240ZM257 231H258V228H257ZM28 232H29V230H28ZM31 232V231H30ZM45 232V231H44ZM51 232V231H50ZM61 232V231H60ZM119 232H122V231H119ZM210 232V231H209ZM210 232V233H211ZM57 233L59 234V232L57 231ZM77 233V232H76ZM216 233V232H215ZM29 234V233H28ZM33 234V233H32ZM54 234V233H53ZM186 233H184V235H185ZM31 235V234H30ZM35 235V234H34ZM34 235H32V236H34ZM122 235V234H121ZM235 235V234H234ZM27 235H25V237H26ZM54 236H56V235H54ZM61 236V235H60ZM120 236V235H119ZM222 236V235H221ZM29 237V236H28ZM50 237H52V235L50 236ZM62 237V236H61ZM218 237V236H217ZM223 238L224 237H226V236H222ZM235 237H237L236 235H235ZM52 238H56V237H52ZM27 239V238H26ZM28 239H32L31 237L30 238H28ZM51 239V238H50ZM180 239V238H179ZM178 239V240H179ZM197 239V240H198ZM230 239V238H229ZM52 240V239H51ZM184 240V239H183ZM205 240V241H204ZM220 240H222V239H220ZM231 240V239H230ZM15 241L17 242V243H15ZM187 241V242H188ZM226 241H228L227 240V238H226ZM177 242V241H176ZM2 243V244H3ZM49 243V242H48ZM27 244V243H26ZM240 244V243H239ZM31 245H33V244H31ZM39 245V244H38ZM49 245V244H48ZM178 245V244H177ZM238 245V244H237ZM241 245V244H240ZM37 246V245H36ZM198 246H199V244H198ZM233 246V245H232ZM232 246H231V248H232ZM234 246H236V245H234ZM248 246V245H247ZM39 247V246H38ZM43 247V246H42ZM42 247H40V248H42ZM50 247V246H49ZM177 247V246H176ZM176 247H173V249L172 250H175V252H177L175 255H177L178 253H179V251H182V250H179L178 248H176ZM179 247V246H178ZM190 247V246H189ZM226 247H230V246H226ZM3 248V249H4ZM36 248V247H35ZM235 248V247H234ZM226 249H228V248H226ZM194 250V249H193ZM21 251V252H20ZM226 251V250H225ZM232 251V250H231ZM234 252V251H233ZM226 253H227V251H226ZM229 253H231L232 254V252H229ZM228 254V253H227ZM50 255V254H49ZM179 256V255H178ZM189 257V256H188ZM177 258V257H176ZM176 258H174V259H176ZM180 256H179V260L177 259V263H180L179 261H180ZM182 259V258H181ZM183 259H184V257H183ZM175 261V260H174ZM187 262V261H186ZM229 262V261H228ZM189 263V262H188ZM230 263V262H229ZM260 263V262H259ZM175 264V263H174ZM199 264V263H198Z\"/></svg>",
    "mask_w": 264,
    "mask_h": 264
},
{
    "label": "crops",
    "instance_id": "3",
    "mask_svg": "<svg viewBox=\"0 0 264 264\" xmlns=\"http://www.w3.org/2000/svg\"><path fill=\"white\" fill-rule=\"evenodd\" d=\"M104 260V256L102 253H93L90 256V264H101Z\"/></svg>",
    "mask_w": 264,
    "mask_h": 264
},
{
    "label": "trees",
    "instance_id": "4",
    "mask_svg": "<svg viewBox=\"0 0 264 264\" xmlns=\"http://www.w3.org/2000/svg\"><path fill=\"white\" fill-rule=\"evenodd\" d=\"M176 93V92H175ZM175 93L174 94H172L171 96H174L175 95Z\"/></svg>",
    "mask_w": 264,
    "mask_h": 264
}]
</instances>
